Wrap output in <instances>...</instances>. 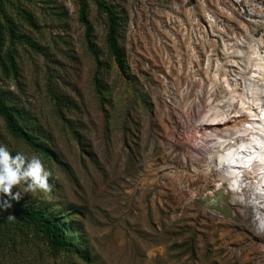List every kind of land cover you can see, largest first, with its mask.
<instances>
[{
  "label": "rangeland",
  "instance_id": "rangeland-1",
  "mask_svg": "<svg viewBox=\"0 0 264 264\" xmlns=\"http://www.w3.org/2000/svg\"><path fill=\"white\" fill-rule=\"evenodd\" d=\"M104 1L124 19L125 73L109 53L107 14L96 0H0V91L38 116L68 167L41 159L52 172L51 190L25 193L22 183L6 195L54 200L68 215L75 212L93 264H264V235L255 232L253 213L236 209L228 182L200 189L199 175L182 165L176 141L192 136L199 116L182 111L173 81L154 56L157 49L169 51L168 33L177 29L166 16L184 19L207 1ZM216 1L223 11L216 26L238 30L236 19L250 20L259 24L254 36L264 38V20L251 12L264 9V1ZM224 3L235 9L234 21H227ZM198 13L191 17L202 29L206 16ZM50 84L74 102L66 112L73 125L56 114ZM0 145L35 154L1 115ZM184 170L191 179L179 177ZM30 237L18 257L6 254L7 263L89 264L53 255Z\"/></svg>",
  "mask_w": 264,
  "mask_h": 264
},
{
  "label": "bare ground",
  "instance_id": "bare-ground-1",
  "mask_svg": "<svg viewBox=\"0 0 264 264\" xmlns=\"http://www.w3.org/2000/svg\"><path fill=\"white\" fill-rule=\"evenodd\" d=\"M206 1L189 10L184 19L166 16L177 29L172 30L173 36L168 33L169 51L157 49L154 56L163 64V74L173 81L182 111L199 116L194 129L189 127L192 136L185 142L176 141L182 165L199 175L200 189L210 183L219 188L227 181L236 209L253 213L251 224L256 233L264 235V38L254 36L257 22L231 19L235 9L226 3L230 13L225 17L238 30L216 26L223 11L218 1ZM204 8L208 12L201 14ZM196 11L206 16L202 29L191 17ZM251 12L264 20L262 6ZM240 144L245 145L241 155L248 167L233 170L223 159ZM235 171L242 175L237 177ZM180 176L192 178L187 170ZM234 180L239 184L237 190L229 187Z\"/></svg>",
  "mask_w": 264,
  "mask_h": 264
},
{
  "label": "trees",
  "instance_id": "trees-1",
  "mask_svg": "<svg viewBox=\"0 0 264 264\" xmlns=\"http://www.w3.org/2000/svg\"><path fill=\"white\" fill-rule=\"evenodd\" d=\"M96 3L107 14L109 53L115 58L120 70L125 73V52L121 43L123 16L112 3L104 0H96ZM82 20L87 24V39L93 50L94 42H91L93 27L88 22L85 13L82 15ZM21 38L29 40L34 48L40 49L30 40L29 36L21 35ZM57 65L60 66V63ZM50 93L56 114L73 125V122L66 116L68 110L74 109L72 99L63 95L54 84H50ZM0 115L8 131L17 139L25 142L28 148L41 159L59 163L63 170H68V167L60 160L58 153L52 148L48 134L38 116L10 103L8 95L1 91ZM76 138L80 139V134L76 133ZM10 151L13 154L18 152L17 150ZM49 183L51 185L55 182L49 181ZM53 201L21 196L16 199L14 196L0 193V264H9L6 262V254H14L13 257H18L21 254V246L31 244L30 235L34 237L33 239L42 241L53 255L67 253L93 264L84 241L82 227L74 219L75 212L68 215L66 209L57 207ZM35 253L40 257L43 255L42 251L37 249Z\"/></svg>",
  "mask_w": 264,
  "mask_h": 264
},
{
  "label": "clouds",
  "instance_id": "clouds-1",
  "mask_svg": "<svg viewBox=\"0 0 264 264\" xmlns=\"http://www.w3.org/2000/svg\"><path fill=\"white\" fill-rule=\"evenodd\" d=\"M51 177L52 172L45 168L39 155L13 154L7 146L0 145V193L12 195L13 187L22 183L25 193L48 192ZM14 198L19 199L20 194L15 193Z\"/></svg>",
  "mask_w": 264,
  "mask_h": 264
},
{
  "label": "snow or ice",
  "instance_id": "snow-or-ice-1",
  "mask_svg": "<svg viewBox=\"0 0 264 264\" xmlns=\"http://www.w3.org/2000/svg\"><path fill=\"white\" fill-rule=\"evenodd\" d=\"M243 107V105H242ZM246 151L245 145L240 144L239 147L237 148H232L228 153H227V159H223V164L227 165L230 169H242L248 167V165L244 164L243 161V156L241 153ZM264 163V160L261 161ZM234 174L239 177L242 175L241 172L235 171ZM233 188V190H237L239 188V184L237 183L236 180L233 181V183L229 186Z\"/></svg>",
  "mask_w": 264,
  "mask_h": 264
},
{
  "label": "flooded vegetation",
  "instance_id": "flooded-vegetation-1",
  "mask_svg": "<svg viewBox=\"0 0 264 264\" xmlns=\"http://www.w3.org/2000/svg\"><path fill=\"white\" fill-rule=\"evenodd\" d=\"M234 2H237L236 0H233Z\"/></svg>",
  "mask_w": 264,
  "mask_h": 264
}]
</instances>
